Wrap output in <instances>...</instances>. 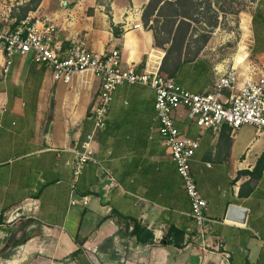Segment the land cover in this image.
I'll return each mask as SVG.
<instances>
[{
    "label": "crops",
    "instance_id": "0c3cea01",
    "mask_svg": "<svg viewBox=\"0 0 264 264\" xmlns=\"http://www.w3.org/2000/svg\"><path fill=\"white\" fill-rule=\"evenodd\" d=\"M150 1L20 0L13 18L49 15L63 50L85 39L95 51L120 50L124 68L158 69L191 92H209L230 66L205 48L170 65L172 38L160 43L143 21ZM244 36L257 60L249 69L264 71V0ZM247 55L241 44L236 64ZM5 59L0 45V264H221L225 252L231 264H264V131L245 124L233 134L226 123L213 131L185 107L174 111L179 130L199 139L191 170L208 202V244L201 250L183 178L156 130L152 87L120 84L106 127L98 129L97 75L57 80L33 53L14 55L4 73ZM90 134L119 185L105 190L102 167L88 162L71 204L68 161ZM232 206L246 210L244 219L238 211L229 218Z\"/></svg>",
    "mask_w": 264,
    "mask_h": 264
},
{
    "label": "built area",
    "instance_id": "2783aa9c",
    "mask_svg": "<svg viewBox=\"0 0 264 264\" xmlns=\"http://www.w3.org/2000/svg\"><path fill=\"white\" fill-rule=\"evenodd\" d=\"M20 0H0V45L6 59L4 73L12 65L16 54L33 53L34 59L46 66L57 80L71 82L74 75L90 71L101 79L100 90L92 105L95 128L105 129L109 107L115 89L125 82L152 87L156 92V130L166 143L177 170L183 178V186L192 205L191 215L196 224L199 248L207 249L208 202L202 196L195 175L191 170V158L199 147V139L181 132L175 123L174 111L185 107L188 116L201 128L219 131L226 123L234 134L245 124H252L264 131V71L257 68L242 72L233 65L218 76L209 92L194 93L179 84L174 77L160 70L138 71L134 65L122 66V53L118 49L99 52L89 48L85 39L77 40L63 50L57 40L58 25L49 15L27 14L13 18ZM15 26L12 27V23ZM137 24L136 26H138ZM93 134L88 135L81 148L68 164L73 170L71 204H76L75 189L83 167L92 162L102 167L106 182L104 189L118 186L115 175L97 158L92 145ZM84 205L89 196H83ZM31 209V208H30ZM231 264L230 254L225 252L221 264Z\"/></svg>",
    "mask_w": 264,
    "mask_h": 264
},
{
    "label": "rangeland",
    "instance_id": "374dc122",
    "mask_svg": "<svg viewBox=\"0 0 264 264\" xmlns=\"http://www.w3.org/2000/svg\"><path fill=\"white\" fill-rule=\"evenodd\" d=\"M257 1L182 0L177 4L176 0H156L157 10L150 16L148 27L154 29L160 43L172 38L169 42L170 65L183 57L191 59L205 48L212 52L215 61L225 62L227 67L239 66L240 71L246 72L252 63L257 64L250 53L248 38L244 39L248 25L251 29V12ZM176 11L187 12L189 17L175 19ZM170 30H173L172 34ZM241 44L246 46L248 55L242 63L236 64Z\"/></svg>",
    "mask_w": 264,
    "mask_h": 264
},
{
    "label": "trees",
    "instance_id": "16d2710c",
    "mask_svg": "<svg viewBox=\"0 0 264 264\" xmlns=\"http://www.w3.org/2000/svg\"><path fill=\"white\" fill-rule=\"evenodd\" d=\"M155 1L156 0H151L150 3L148 4V6L146 7L144 13H143V21H144V24L146 27H148V23L150 21V16L153 14V11L157 10V3ZM176 1H177L176 2L177 4H180V2H182V0H176ZM166 2L171 3L170 1H166ZM180 16L187 17V18L189 17L187 12H177L176 11V13L174 14L175 19H177V17L179 18ZM177 21L178 20H175L174 23H177ZM149 28L153 29L152 27H149ZM172 32H173V30H170L169 33L172 34ZM161 70H165L164 64L161 66Z\"/></svg>",
    "mask_w": 264,
    "mask_h": 264
},
{
    "label": "water",
    "instance_id": "95a60500",
    "mask_svg": "<svg viewBox=\"0 0 264 264\" xmlns=\"http://www.w3.org/2000/svg\"><path fill=\"white\" fill-rule=\"evenodd\" d=\"M241 212V214L243 213V218L242 219H244V217H245V214H246V210L245 209H243V208H239V207H237V206H232L231 207V211H230V214H229V218H232L233 216V214H235V212Z\"/></svg>",
    "mask_w": 264,
    "mask_h": 264
}]
</instances>
